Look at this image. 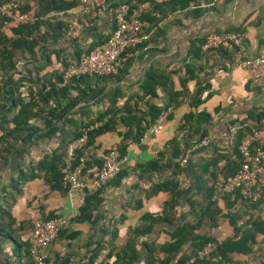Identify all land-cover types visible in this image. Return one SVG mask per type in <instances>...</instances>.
<instances>
[{"label": "crops", "instance_id": "0c3cea01", "mask_svg": "<svg viewBox=\"0 0 264 264\" xmlns=\"http://www.w3.org/2000/svg\"><path fill=\"white\" fill-rule=\"evenodd\" d=\"M78 2L61 14L64 21L81 16V1ZM123 3L143 7V30L149 39L128 53L117 74L84 75L72 78L70 83L71 79L64 78L69 61L100 46L98 43L115 30L117 22L108 5ZM82 19L84 29L77 40L67 39L60 45L39 47L35 55L26 52L18 56L14 84L0 93V117L18 112L19 100H34L40 107L35 109L38 117L30 121L33 131L18 142L15 159L21 156L18 161L22 168L55 152L65 160L62 143L69 142L85 127L92 130L101 126L100 119L110 108L119 111L117 118L127 115L128 102L130 109L134 106L141 112L151 105L164 109L156 120L161 121L162 128L157 133L148 129L140 142L129 144L126 155L120 158L123 174L101 190L90 186L70 189L64 184L62 189H52L44 179L45 172L27 182L11 209L16 237L31 246L36 218L64 217L65 227L45 251L46 264H94L97 260L114 264L120 257L122 264H145L152 244L157 247L154 264H162L168 254L159 247L175 240L173 232L183 222L200 224L196 233L211 235L220 243L239 242L241 227L251 214L244 215L246 206L242 200L234 205L233 199L220 198L213 210L205 211V193L197 188L211 186L215 177L225 175L227 163L236 156L235 144L244 125L257 124L264 140V118L256 122L264 113V77H254L243 64L264 55V0H109ZM14 25L8 22L3 30L10 34L7 28ZM227 34L236 35L237 41L206 48L210 37ZM60 77L63 81L59 82ZM53 84L59 89L67 85V92L60 91L59 98L52 96L44 104L42 91L48 92ZM146 86L153 91L146 92ZM86 88H90L89 95L83 99L82 90ZM200 88L202 92L198 93ZM128 130L119 122L117 129L101 135L86 149V180L91 181L101 168L104 154L118 150L120 132ZM177 151L182 152L181 158L188 155V163L181 166H186L194 186L183 204L169 213L170 223L163 218L171 193L161 191L147 197L146 192L170 179L171 170L159 167L150 171L144 167L162 154L163 167ZM10 164L11 158L0 162L1 185L15 176V164ZM204 166H210L206 173ZM188 198L196 204L193 214ZM84 207L87 213L82 212ZM252 214L259 223L257 228L264 229V200ZM147 215L159 221H144ZM236 215H241L240 219ZM145 228L150 230L141 234ZM251 232L255 237L251 253H229V262L223 264H264V233ZM131 240L140 255L139 263H127L133 255L127 249ZM183 251L193 253L190 241ZM183 251L173 258L174 262ZM195 260L192 257L184 264H195ZM0 264L34 262L24 245L18 249L11 241L0 249Z\"/></svg>", "mask_w": 264, "mask_h": 264}, {"label": "trees", "instance_id": "16d2710c", "mask_svg": "<svg viewBox=\"0 0 264 264\" xmlns=\"http://www.w3.org/2000/svg\"><path fill=\"white\" fill-rule=\"evenodd\" d=\"M7 0H2L0 3ZM78 0H22L19 11L22 13L35 11V16L32 21L25 22L23 24H16L14 26H10L8 31L10 34H7L6 31L3 30V27L11 20L3 17L0 14V93L4 90H9L14 84V73L16 72V61L19 59L18 56H22L24 53H29L31 55H35L36 49L45 46H54L60 45L67 41V32L68 26L67 22L63 20L62 13H66L68 10L76 7L78 5ZM130 4V3H129ZM132 6V5H131ZM107 38L102 39L98 44H104ZM95 47V46H94ZM90 51H86L85 53H89ZM81 54L75 56L76 59L79 58ZM68 65L66 66L68 68ZM66 68V69H67ZM65 74V72H64ZM84 76V75H82ZM80 76V77H82ZM86 76H97V75H89ZM113 76V75H110ZM75 77V78H80ZM97 77H109V76H97ZM74 78V79H75ZM63 81V79H59V82ZM73 79L70 80V83ZM68 86L66 85L64 88L59 89L56 88V85L53 84L52 88L48 92L42 91V101L43 103H48L52 96L59 98V92L64 91L67 92ZM146 92H151L152 87L146 86ZM90 88H86L82 90L81 98H88ZM202 89L198 90V93H201ZM16 101H14L15 103ZM20 105V109L13 115L4 114L0 117V162H6L11 158V164L15 165L14 169H16L15 176L13 175L7 184H0V249H3L6 244L11 241H14L15 246L20 249L23 245L26 248V253L31 257L30 253V245L22 243L20 239L16 237V231L14 229L15 219L11 213V209L18 197L23 192V186L34 179L42 177L43 172L44 179L46 183L50 184L52 189H62L64 174L62 172L63 160L62 157L55 152L52 156H47L43 160L39 161L36 164H29V166L21 167V162L18 159H15V152L18 145V142L21 141L26 134H29L32 130L30 121L38 117V111L35 109L40 108L34 100L31 101H23L19 100L16 102V105ZM126 112L127 115H121L117 118V113L119 111L110 108L106 111L100 121H102V125L93 128L92 130H86L88 127H85L83 131H79L74 134V136L70 139L69 142L62 143V147L65 151V156L67 153V148L69 144L73 143L77 139H79L83 132L86 131L88 135V141L86 146L77 150L75 153V157L73 159L74 166L79 164V160L84 158L85 160V169H84V178L87 172L88 162L86 159L85 151L89 146H92L96 139L101 135L113 131L117 129V125L119 122L123 123L125 127H128L129 130L126 132H120V136L122 137V141L118 145V153L120 158H124L127 153V147L130 143L140 142L142 138L145 136L147 130L155 124L156 120L160 117L163 110L162 108H157L155 106H150L147 111H139L133 107L130 109L131 102L126 103ZM44 107V105H43ZM43 109V108H41ZM253 119V115L250 116ZM107 120H104V119ZM264 118V113L256 118V122L260 123ZM255 119V118H254ZM47 124L50 125V121L48 120ZM13 125V127H12ZM258 125H244L237 137V141L235 144V158H232L226 165L225 175L223 177H215L211 186H205L202 189V194L205 195L202 197L205 201L208 202L205 211H211L217 206V202L220 198L223 199H233V204L236 205L237 202L241 201V197L238 193L232 194H223L218 196L217 199L214 200L215 196V184L218 181L225 180L229 177H233L237 174V172L241 168L242 157L240 154V146L242 141L247 136L248 133H251L253 129L258 130ZM62 134H65L63 131ZM203 135L201 136V139ZM177 144V140L175 142ZM186 149V148H185ZM189 150V149H187ZM185 150V151H187ZM182 152L175 153L172 156V159L163 165L162 161L164 160L163 154L155 161L147 164L144 169L150 171H157L160 167L161 169H170L171 170V178L162 182L153 185L150 190L146 192V196L150 197L158 192H169L171 193L172 200L166 203L164 206V221L170 222L172 221L171 214L172 211L177 207L183 204V199L189 195L190 191H192V187L194 186L191 177L186 170V166L182 167V161L185 159L186 155L181 158L180 156ZM182 159V160H181ZM181 160V162H180ZM19 162V163H18ZM11 164L9 165L11 167ZM16 167V168H15ZM204 173L209 171V167H203ZM100 169V168H99ZM98 172L92 177L94 179L97 176ZM123 172L121 171L115 178L121 177ZM186 175L191 180V187L187 190L182 189L181 186V178L182 175ZM200 175V174H199ZM198 177V174H197ZM91 179V180H92ZM106 186V185H105ZM103 186L102 188H104ZM100 188L99 190H101ZM201 188V187H200ZM264 200V196L257 203H249L247 201L242 200L243 204L246 206V213L250 214V219L244 224L243 235L240 238L239 242L227 240L223 243H220L216 238L211 235H204L200 233H196V230L199 229L200 224H188L181 223L177 226L176 230L173 232L174 241L159 247V249L168 254V257L163 261L162 264H184L186 261L190 260L192 257H195V264H223L228 261L229 253L239 252V253H251L253 249V244L255 243V237L253 236L254 231L256 233H264V229H258L255 217L252 214V210L257 208V206ZM189 203L191 204L190 214L196 212V204L190 198H188ZM89 202V201H88ZM88 208H82V212H88ZM216 211V210H215ZM217 213V212H216ZM237 220L240 219L241 215H236ZM235 217V218H236ZM156 218L147 215L144 218V221H154ZM203 219V218H202ZM156 221H159L156 219ZM201 221V220H200ZM236 223V220L234 221ZM149 227V226H148ZM151 228V227H150ZM150 228H145L140 231V233L144 234L149 231ZM191 242V248L193 253H185L183 251L184 245L188 242ZM217 244V251L212 255L209 259H200V253L203 251L205 246L208 243ZM254 242V243H253ZM127 249L132 251L133 255L129 258V262L127 263H139L140 255L135 250V241L131 240ZM149 252L146 255L145 264H154L156 262V250L157 247L155 244L150 245ZM183 254L178 257L176 262H174L173 258L177 257L181 252ZM32 258V257H31ZM123 259L120 257L114 264H122Z\"/></svg>", "mask_w": 264, "mask_h": 264}, {"label": "built area", "instance_id": "2783aa9c", "mask_svg": "<svg viewBox=\"0 0 264 264\" xmlns=\"http://www.w3.org/2000/svg\"><path fill=\"white\" fill-rule=\"evenodd\" d=\"M80 1L82 6L81 16H70L66 21L69 40H77L81 36L84 29L82 17L91 16L109 0ZM21 3L22 0L3 1L0 3V14L16 24L32 21L35 11L20 12ZM113 5L109 4L108 7L111 8L110 10L114 13L117 22L115 30L109 35L104 44L70 61L64 74L66 80L87 74L97 76L115 75L126 62L128 53L149 39V35L143 30L142 6L132 7L128 3L115 7ZM230 41H237V36L233 34L212 36L209 38L206 48H216ZM243 64L254 77H264V55L245 60ZM161 128V121L159 120L149 128V132L157 133ZM87 141L88 135L84 131L82 136L69 144L67 148L62 172L64 174L63 184L70 189H83L90 186L94 190H99L113 180L122 170L120 155L117 150H112L103 155L102 166L98 170L97 176L91 181L86 180L84 178V158H81L79 164L75 166L73 159L76 151L83 149ZM201 144H206V140L202 141ZM239 150L242 157L241 168L235 176L216 182L214 200L220 195L236 192L242 200L250 204L257 203L264 196V140L261 138L259 131L253 129L251 133H248ZM187 163L188 155L182 161V165ZM181 186L184 190L191 187V180L184 174L181 178ZM65 225L66 220L62 216L49 220L36 218L33 221L30 253L34 264H46L45 251L58 238ZM217 248V244L208 243L201 252V259L211 258ZM94 264H102V262L97 260Z\"/></svg>", "mask_w": 264, "mask_h": 264}, {"label": "rangeland", "instance_id": "374dc122", "mask_svg": "<svg viewBox=\"0 0 264 264\" xmlns=\"http://www.w3.org/2000/svg\"><path fill=\"white\" fill-rule=\"evenodd\" d=\"M8 29V28H7Z\"/></svg>", "mask_w": 264, "mask_h": 264}]
</instances>
